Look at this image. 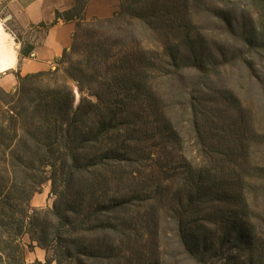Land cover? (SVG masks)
<instances>
[{
    "label": "trees",
    "instance_id": "trees-1",
    "mask_svg": "<svg viewBox=\"0 0 264 264\" xmlns=\"http://www.w3.org/2000/svg\"><path fill=\"white\" fill-rule=\"evenodd\" d=\"M90 1L41 26L76 23L61 62L96 102L82 97L75 108L70 86L36 88L46 72L19 74L13 95L0 87L15 102L0 114V264H26V235L52 253L39 264H161L165 223L197 264H264L253 223L264 133L234 91L214 86L233 62L258 79L249 57L264 61V0H250L257 18L231 0H119L111 18L88 24ZM104 24L128 36L93 45L86 64L72 61L79 32ZM135 26L156 48L129 37ZM185 133L191 161L181 156ZM48 182L53 208H32Z\"/></svg>",
    "mask_w": 264,
    "mask_h": 264
},
{
    "label": "rangeland",
    "instance_id": "rangeland-1",
    "mask_svg": "<svg viewBox=\"0 0 264 264\" xmlns=\"http://www.w3.org/2000/svg\"><path fill=\"white\" fill-rule=\"evenodd\" d=\"M233 6L239 9L241 12L251 11L253 16L257 18L256 12L253 10L251 6L250 0H231ZM7 17L5 15L0 16V37L3 35L7 37V39L11 40L13 37V44L16 49L17 58L21 61V56L23 54L24 48V40L26 39V34H22L20 30L9 20H6ZM93 21V20H92ZM90 22V21H89ZM88 22V24H89ZM3 23V24H2ZM87 24V25H88ZM2 25V26H1ZM10 34H8V33ZM15 32L16 35L13 34ZM82 36L81 49L82 53L77 55L72 59V61H80L82 64H86L88 61L87 53L90 52L93 45L97 43H104L106 46L112 45L116 42L119 37L124 39L128 36L124 31H116L108 25H92L85 26V28L79 32ZM132 35L137 40L142 41L144 43L143 46L152 45L151 47L156 48V46L150 42V39L143 35L142 31L139 27L135 26L131 29V33H129V37ZM217 38L216 34L214 35ZM128 37V38H129ZM218 39V38H217ZM19 48V49H18ZM249 59H253L257 63L256 73L258 79L252 77V73L247 69L244 64L233 62L227 68H224L219 76L215 79L214 86L218 89H230L234 91L242 101L244 108L249 112L251 111L252 117L254 119L255 128L259 132L264 133V61H259V58L256 56L249 57ZM71 62H67L62 64L61 59L58 60L54 66L45 71L47 74L37 81L36 88L39 89H47L51 88H59L65 85L70 86L76 95L75 108L78 107L82 97H86L94 102H96V98L92 95V92L86 90L84 93H80L78 89V85L74 82L70 75L67 73L68 68L71 66ZM16 66L13 68L15 69ZM67 69V70H66ZM21 74L20 66L5 75H1L0 81H4L8 90H5L9 94L13 95V93L17 92L20 89L19 81L17 76ZM26 76V75H25ZM12 101L11 97H7L3 94H0V114L2 110H11V107H14V103H10ZM4 102H9V105H6ZM194 142L191 140V136L188 133H185V141L184 147L181 152V156L187 158L189 161L194 160L196 158V149L194 148ZM256 150V151H255ZM259 149H255L254 155V163L257 165L264 164V150L258 151ZM178 164H175V169ZM136 168L137 166H133ZM180 171L179 169L176 172ZM171 174L174 171L170 172ZM179 177L174 176L170 180L166 182L168 193H174L178 188ZM55 198L51 193V183L48 182L44 184L38 192L34 195L31 201V207L40 210H46L53 208ZM257 212H260L262 218H255L253 223H255L257 231L264 240V196H258V205L256 208ZM165 223V222H164ZM162 251L163 254L160 257L159 261L161 264H197L187 255H185L182 250L177 248L175 241L171 235V232L168 228L167 223L162 225ZM21 243L24 246V259L26 264H39L46 263V261L52 257V253L46 251L41 248L36 242H32L28 235L24 236L21 239ZM221 264V263H219Z\"/></svg>",
    "mask_w": 264,
    "mask_h": 264
},
{
    "label": "crops",
    "instance_id": "crops-1",
    "mask_svg": "<svg viewBox=\"0 0 264 264\" xmlns=\"http://www.w3.org/2000/svg\"><path fill=\"white\" fill-rule=\"evenodd\" d=\"M74 4L75 0H0V16L5 15L22 34L27 35L21 61L15 53V66H20L22 76L50 70L62 58L65 50L72 47L77 32L75 22H59L45 28L41 24H51L56 12L67 11ZM119 5V0H91L86 20L111 18L119 10ZM13 34L16 35L15 32ZM10 37V45L15 49L13 37ZM13 70L0 74L5 75ZM0 87L8 90L4 81H0Z\"/></svg>",
    "mask_w": 264,
    "mask_h": 264
},
{
    "label": "bare ground",
    "instance_id": "bare-ground-1",
    "mask_svg": "<svg viewBox=\"0 0 264 264\" xmlns=\"http://www.w3.org/2000/svg\"><path fill=\"white\" fill-rule=\"evenodd\" d=\"M13 49L14 48H12L10 45V40L2 35L0 37V72L4 71L3 73H5L7 71L13 70L11 68H14L16 65V52Z\"/></svg>",
    "mask_w": 264,
    "mask_h": 264
},
{
    "label": "water",
    "instance_id": "water-1",
    "mask_svg": "<svg viewBox=\"0 0 264 264\" xmlns=\"http://www.w3.org/2000/svg\"><path fill=\"white\" fill-rule=\"evenodd\" d=\"M6 20H9V18H7ZM3 24V23H2ZM17 48H15L14 50L16 51ZM19 49V48H18Z\"/></svg>",
    "mask_w": 264,
    "mask_h": 264
}]
</instances>
